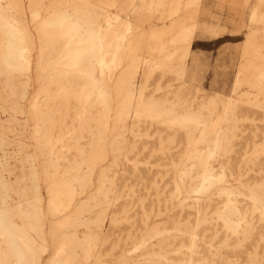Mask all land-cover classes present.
<instances>
[{"label": "bare ground", "instance_id": "obj_1", "mask_svg": "<svg viewBox=\"0 0 264 264\" xmlns=\"http://www.w3.org/2000/svg\"><path fill=\"white\" fill-rule=\"evenodd\" d=\"M256 1L248 21L259 27L246 34L230 93L206 95L190 49L208 15L200 0H0V102L15 118L19 95L38 87L31 143L17 139L26 166L13 183L2 174L13 142L0 135V264H109L118 249L120 264H242V252L263 264L247 246L264 238L263 131L255 142L264 102L232 101L243 86L264 87V0ZM216 2L248 9L250 0ZM124 12L138 13L133 30ZM153 18L173 23L145 30ZM155 75L178 85H152ZM155 126L158 148L140 152ZM247 132L252 143L237 135ZM143 153L159 162L132 161ZM135 183H149L155 198ZM216 195L223 205L212 222ZM208 240L233 259L210 251L207 260Z\"/></svg>", "mask_w": 264, "mask_h": 264}, {"label": "rangeland", "instance_id": "obj_2", "mask_svg": "<svg viewBox=\"0 0 264 264\" xmlns=\"http://www.w3.org/2000/svg\"><path fill=\"white\" fill-rule=\"evenodd\" d=\"M256 0H250L248 9L243 8H237L232 9L229 5L224 4L223 6L219 7L216 0H200V7L203 11H205L208 15L205 16L201 14L199 16V26L195 29L194 35L192 37L191 42V59L195 60L198 64V67L202 70V88L204 89V92L206 95H210L214 92H222L226 95L230 93L231 85L233 82L234 77L239 72V66L241 64V55H242V47L244 45V40L246 39V34H248L251 31H255L259 25L258 23H249L248 21V14L250 13L251 7L256 3ZM137 6H141L142 4H137ZM113 11V10H112ZM111 11V12H112ZM119 13V12H117ZM124 18H127L130 26L138 23L137 16L138 13H129L124 12L121 14ZM173 21L170 19H164L159 20L157 18H153L151 20H145V23L143 24V28L145 30L149 29V26H152L154 29L163 32L168 31L172 25ZM207 30V31H206ZM221 36V37H220ZM220 37V38H219ZM212 38V39H211ZM219 38V39H217ZM194 46H193V42ZM206 40V41H201ZM178 48H181L180 44L176 45ZM195 50V52L193 51ZM143 58L149 60V55L143 54ZM190 59L189 65L192 63L193 60ZM23 82L25 81V77L21 78ZM153 84L161 81L163 85H165L167 82H172L174 86H177L178 83L175 82L172 78H164L161 79L159 76L155 75L153 77ZM153 86L148 90L147 95H149L152 92ZM37 85L33 84V86L30 88L29 92L25 97L22 95H19V100L17 102V106L19 108V111L16 113L15 118L11 117L13 114L9 110V104H6L4 102H0V135L1 138H4L6 140H11L13 143L10 145L5 146V158L4 163L7 166L2 171V174L6 178L7 181L10 183H13L15 181L16 177H20L22 175V167L26 166L25 164H21L20 159L24 158L25 155H17L16 152L18 150L19 142L17 139H22L24 142L31 143L30 135H29V129L28 124H33V121L31 117L29 116L30 113V104L31 100L33 99V96L37 95ZM36 97V96H35ZM244 97L245 99L251 100L252 102L256 103H262L264 102V87L262 92L260 93L259 90L253 88V87H247L243 86L241 87L240 91L238 93H235L232 95V101L238 103L239 98ZM241 112H245L253 119H261L263 116V111L260 109H255L253 107L250 108H244L241 107L239 109ZM70 120H68L69 123ZM239 127H245L248 129H252L253 126L251 124H238ZM257 126L261 129L258 133V137L255 140L257 147L261 146V143L263 140H261V133L263 131L264 133V124H261L257 122ZM8 127H11L14 132L8 131ZM18 128L14 130V128ZM144 128L148 127V124L143 125ZM156 128L152 127L151 132H149L150 136L154 137L152 139H149L147 141L148 147L145 150L140 149V152L146 153L150 149L158 148L159 142L156 139ZM17 130L21 131V134H17ZM165 136V133H163ZM239 136L248 137V142L252 143L254 140L251 139L253 136L251 132H247L246 134L237 133ZM239 141V144L241 143V146L236 145V149H240L243 146L244 142L243 140H237ZM15 151V152H14ZM27 153H32L33 148L27 147L26 149ZM139 154L131 156L132 161H139V162H146V161H155V158H150L147 154ZM3 157L0 160H2ZM159 162V160H156L154 163ZM165 163V162H162ZM12 170V171H7ZM1 173V171H0ZM258 181L261 182L260 179L253 180V182ZM119 193L125 194V188L124 184L127 183V181H120L119 182ZM136 184V183H135ZM228 185L235 189L237 188L238 184L236 181H230ZM147 187V189L152 194L151 199H154V190L151 188V186L148 184H136V189L142 190L143 197H145V191L143 188ZM218 195V194H217ZM215 196V201L210 207H209V217L212 218V222L216 219L215 211L217 208L222 207V203L219 202L218 196ZM174 232V230H172ZM258 236H255L254 239L251 241L253 242L252 245L247 246L250 252H253L254 248L257 246L258 248V254L260 257H262V262L264 264V238H257ZM115 239V237H114ZM172 242V241H171ZM207 248L209 249V252L205 249V258L207 260H212L214 256L212 253H222L224 256L228 257L229 259H233L234 255L230 250H224L223 243L222 242H215L213 240H208ZM235 246V245H233ZM109 248V247H108ZM106 247V249H108ZM212 251V253L210 252ZM120 249H118L116 252H114L113 257H108L106 260L109 262V264H120L119 263V255H120ZM238 257L240 258V261H242V264H256V262L247 263L245 252H242L238 254Z\"/></svg>", "mask_w": 264, "mask_h": 264}, {"label": "crops", "instance_id": "obj_3", "mask_svg": "<svg viewBox=\"0 0 264 264\" xmlns=\"http://www.w3.org/2000/svg\"><path fill=\"white\" fill-rule=\"evenodd\" d=\"M220 37H221V36H220ZM220 37H219V38H220ZM219 38H217V39H219ZM211 39H212V38H211ZM201 41H206V40H201ZM194 43H196L195 40H194V42H193V46H194ZM193 51L195 52L194 49H193Z\"/></svg>", "mask_w": 264, "mask_h": 264}]
</instances>
